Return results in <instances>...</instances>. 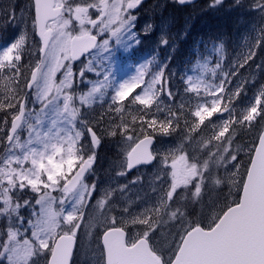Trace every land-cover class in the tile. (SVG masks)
Here are the masks:
<instances>
[{"label":"snow or ice","instance_id":"snow-or-ice-1","mask_svg":"<svg viewBox=\"0 0 264 264\" xmlns=\"http://www.w3.org/2000/svg\"><path fill=\"white\" fill-rule=\"evenodd\" d=\"M223 2L212 0L209 7ZM142 3L28 0L24 7L0 4L3 26L17 25L10 46L0 49V220L5 221L0 228V264H76L77 253L85 247L88 264H185L197 236L214 233L230 212L243 209L245 195L252 192L250 181L264 173V86L253 104L237 111L232 101L242 94V86L237 84L235 91L226 87L235 68L219 83L194 84L190 77L182 78L183 97L173 91L165 75L167 64L158 65L148 80L142 69L114 88L106 123L103 115L89 121L76 106L80 84L93 85L80 94L81 105L90 104L101 87H111L103 63L81 57L110 53L113 42L127 41L125 47L139 44L133 31L134 12ZM234 6L241 7L242 0H234ZM248 10L264 19V0H251ZM150 30L151 25L145 34ZM258 31L256 46H264V27ZM160 44L168 46L166 36H161ZM217 51L222 52L223 45ZM253 55L249 53L248 58ZM90 73L97 77L95 81L87 79ZM125 101L143 106L131 120L125 116ZM50 109L55 118L44 131L43 120ZM203 113L209 115L202 118ZM182 127L179 141L169 145L159 139L176 136ZM205 130L210 133L207 138ZM252 132L254 140L245 143L244 134ZM117 137L127 144L121 153L125 161L137 144L147 145V157L133 167L147 164L158 169L150 179L154 197L150 203L120 204L109 191L96 198L97 185L86 182L88 174L94 173L102 142ZM193 139L199 147L190 156ZM133 167L125 163L117 175L126 176ZM173 173L178 174L175 185ZM233 189L238 198H232ZM118 190L123 193L125 188ZM22 209L29 211L28 218ZM139 249H146L147 258L140 257ZM246 264H264V249H257V258Z\"/></svg>","mask_w":264,"mask_h":264},{"label":"rangeland","instance_id":"rangeland-1","mask_svg":"<svg viewBox=\"0 0 264 264\" xmlns=\"http://www.w3.org/2000/svg\"><path fill=\"white\" fill-rule=\"evenodd\" d=\"M12 2L13 0H8ZM21 7L27 4L28 0H14ZM212 0H207L208 9L212 12L215 10H224L231 12L229 20L221 19L217 20L218 27L224 28L222 35H217L214 40L205 39L197 41L195 43H187L185 46L187 53L184 52L185 48L182 45V51L179 52V48L183 39H186L187 35L193 31L191 23L194 22L193 16L182 15V20L179 22L176 18L178 13H183L181 7L177 5L176 0H145L134 14L137 16L136 27L133 31L136 33L137 38L140 40L139 44L131 43L128 47L124 45L128 43L125 41L120 45L116 43L111 44L110 53L97 54L93 52L91 56H86L83 60L91 59L97 65L103 63V66L107 68L106 74L109 75L110 79L108 85L111 87H101V91L94 93L90 98V104L81 105L79 96L81 93H87L93 86L91 83L80 84L76 91V106L81 108V111L86 113V118L89 121H95L102 115L105 117V123L110 116L108 115L109 105L111 104V97L114 95V88L118 87L120 83L125 80H130L135 77L142 69L146 72L147 80L150 78V74L158 70V65L167 64L165 75L169 77L171 86L174 92H179L181 96H184V83L182 78H191V83L199 84L201 81L208 83H219L231 69L235 68L236 73L233 76H229L228 80L230 83L226 87H230L235 91L237 84L242 86V94L234 98L232 103L235 104L237 111L243 110L254 103V97L258 95L261 86H264V46L259 45V40L256 37L259 35L258 29L264 27V19H260L254 13H250L248 5L251 0H242V6L237 8L234 6V0H224L221 6L209 7ZM8 3V2H7ZM19 14V9H17ZM93 18H95V12L93 11ZM11 19V18H10ZM25 19L28 21V27L30 30L31 22L28 19L27 13H25ZM236 19V24L231 30H227L230 23ZM223 21V22H222ZM151 25V30L146 35L144 29ZM172 25H181V29L176 35L168 33ZM21 28L24 25H20ZM17 25L11 23L7 26L6 31L3 34L7 36L3 39L0 38V49L5 46H10L14 37L17 35ZM225 32L227 36L225 35ZM164 35L169 40L168 46H162L160 44V38ZM143 37L144 39H140ZM115 38H113L114 40ZM223 45V51H217L220 46ZM257 47V48H256ZM119 49L120 52H116ZM259 50V51H258ZM35 51V49H33ZM258 51L250 59L248 58L249 53ZM117 53H121L127 58L121 59ZM102 56L110 57L107 60L102 61ZM137 57V60L132 58ZM27 59V58H26ZM127 61V62H126ZM217 62L220 63V67L217 68ZM149 63H151L149 65ZM239 64H243V67H238ZM79 64H76L78 66ZM207 66V67H205ZM215 69V73L211 70ZM210 76V78H209ZM60 74H57V80H59ZM88 80L95 81L97 77L93 74H88ZM99 79H103L100 77ZM137 92L140 89L136 90ZM135 95V93H133ZM194 96L195 94H189ZM203 95V90L201 91ZM131 99V97H129ZM186 99V98H185ZM210 101L211 97H207ZM168 98H164V103L167 104ZM177 103L180 101L177 100ZM194 103V101H193ZM125 116L128 120H131L132 116H138L136 111L139 106L137 104L128 105L127 101ZM163 107V105H162ZM259 107V104H257ZM254 114V113H253ZM209 113H203L202 118ZM55 118L54 112L50 109L48 114L44 117L42 129L47 131L51 127V120ZM162 118V117H161ZM215 119V117H213ZM139 119L137 123H139ZM264 124V121L261 122ZM63 125L58 124V128ZM259 127V126H257ZM56 129H54V132ZM210 133L205 130V138ZM184 135L183 127L181 132L176 136L159 137L161 141H165L171 145L175 141L182 139ZM244 142L249 143L254 140L255 133H246L243 136ZM132 143H135L133 141ZM199 145L195 139H193L192 145L188 147L189 155H193V148H198ZM127 148V144L119 142V137L106 138L98 149L97 160L94 165V173L88 174L86 182L89 184L95 183L97 185V197L105 192H112L115 199L120 204L128 203L133 206H142L145 203H150L153 200V192L150 184V179L155 176L156 169L154 166L140 168L135 172L129 173L126 176H118L117 172L120 170L127 161L122 157L121 153ZM177 156L182 160L183 158L177 153ZM247 155L244 156V164H247ZM243 168H241V174ZM142 178L143 182H140ZM173 184L178 182V174H172ZM136 180V183H132ZM124 187L125 190L121 193L118 189ZM59 197V193H54ZM239 193L233 189L232 198H238ZM230 202V201H229ZM58 206V205H57ZM67 208L68 205L66 204ZM219 208H217V211ZM21 214L25 218L29 217L28 210H21ZM5 221L0 220V228L3 227ZM23 232V229H21ZM87 248H82L75 257L76 264H88V255H86Z\"/></svg>","mask_w":264,"mask_h":264},{"label":"water","instance_id":"water-1","mask_svg":"<svg viewBox=\"0 0 264 264\" xmlns=\"http://www.w3.org/2000/svg\"><path fill=\"white\" fill-rule=\"evenodd\" d=\"M146 148V144H137L127 155V165L140 164V159L147 157ZM137 150H141L139 156ZM148 166L152 165L133 167L129 173ZM250 187L251 194L244 197L245 207L230 212L214 233L197 236L198 243L185 264H246L257 258V249H264V173L258 174L254 183L250 181ZM137 251L141 258H147L146 249Z\"/></svg>","mask_w":264,"mask_h":264},{"label":"trees","instance_id":"trees-1","mask_svg":"<svg viewBox=\"0 0 264 264\" xmlns=\"http://www.w3.org/2000/svg\"><path fill=\"white\" fill-rule=\"evenodd\" d=\"M10 3L17 4V2L14 0L12 2H9L8 0H0V4H2L5 7H7ZM207 7H208L207 0H200L195 5L186 7L184 9L183 14L193 16L195 21L191 23V28H193V31L189 33L186 39H183L181 42V45L179 48L180 53L182 51V47H181L182 45L185 48L187 43H195L198 40L202 41V40H205L206 38L214 40V38L217 35H222V33H224L225 30L222 26L221 28H219L218 23H216V21L221 20V19L229 20L231 15H234L232 11L228 13L224 10H218V9L212 12ZM180 16L181 14L178 17ZM9 20H10V17H9ZM4 23H5L4 20L0 18V38H3V39L7 36V34H3V33L6 31L7 26L11 25L10 23L5 27L3 26ZM234 23H236V19L230 23L227 30H231L232 28H234L236 25ZM173 28L179 31L181 29V25H174ZM225 35L227 36L226 32H225ZM257 52L254 51L253 53L257 54ZM182 53H187L186 48L184 52ZM262 68L264 69V66H262Z\"/></svg>","mask_w":264,"mask_h":264},{"label":"flooded vegetation","instance_id":"flooded-vegetation-1","mask_svg":"<svg viewBox=\"0 0 264 264\" xmlns=\"http://www.w3.org/2000/svg\"><path fill=\"white\" fill-rule=\"evenodd\" d=\"M143 1H145V0H143ZM142 6V5H141ZM116 52H120V50L119 49H116ZM117 55L121 58V59H123V58H127V61L129 60V58L127 57V56H123L121 53H117ZM85 58V57H84ZM83 58V59H84ZM133 59V58H132ZM126 61V62H127ZM77 64H79V62L77 63Z\"/></svg>","mask_w":264,"mask_h":264},{"label":"bare ground","instance_id":"bare-ground-1","mask_svg":"<svg viewBox=\"0 0 264 264\" xmlns=\"http://www.w3.org/2000/svg\"><path fill=\"white\" fill-rule=\"evenodd\" d=\"M173 27H174V25H172V27L168 33L176 35L178 31L176 29H174Z\"/></svg>","mask_w":264,"mask_h":264}]
</instances>
